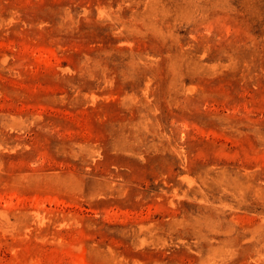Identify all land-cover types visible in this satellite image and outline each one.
<instances>
[{"label":"rangeland","instance_id":"rangeland-1","mask_svg":"<svg viewBox=\"0 0 264 264\" xmlns=\"http://www.w3.org/2000/svg\"><path fill=\"white\" fill-rule=\"evenodd\" d=\"M0 264H264V0H0Z\"/></svg>","mask_w":264,"mask_h":264}]
</instances>
